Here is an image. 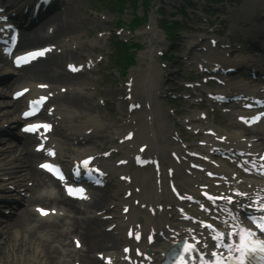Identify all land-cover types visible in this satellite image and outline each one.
<instances>
[{
	"label": "bare ground",
	"instance_id": "bare-ground-1",
	"mask_svg": "<svg viewBox=\"0 0 264 264\" xmlns=\"http://www.w3.org/2000/svg\"><path fill=\"white\" fill-rule=\"evenodd\" d=\"M81 1L76 2L80 4ZM2 2L0 8L8 2L10 6L6 7L4 15H0L1 19L10 16L16 19L17 23L22 22L30 30L32 28L31 32L23 34L18 49L22 52L47 44L46 47L41 48H49L50 56L21 69H14L8 60L0 56V121L3 122L0 123V136L10 139L11 134L16 136V128L20 126L24 102L14 101L12 98L8 102L5 101L9 95H13V92L20 87L30 88L25 101L37 98L40 94H47L52 101L47 108L45 107L47 116L43 119L53 125V131L48 134L51 137L48 146L57 150L53 160L69 169L85 157H95L93 167L100 168L103 172V177L98 179L109 184V187L103 190L88 187L82 201H71L61 194L60 183L53 179L50 183L46 180L48 176H44L34 167L35 161L39 160L40 163L45 156L30 148L33 137L24 138L19 133L18 136L26 139L25 141L14 145L11 144L14 141L9 140L8 144L0 146V264H131L127 259L138 264H160L158 261L161 254L177 242L185 241L193 243L198 249L203 248L202 244L193 242L197 239H202L207 243L206 247L213 251L214 234L203 230L201 222L195 221V218L203 220L207 218L206 216L212 217L213 225L220 230L226 229L227 224L214 218L220 214L216 209L218 207L213 208L203 196L206 193L210 196L214 194L222 196L224 193L236 192L239 188L244 190V193L258 189L262 192L264 189V181L259 182L240 176L232 180L236 183L229 179L226 184L221 179L209 180L203 174L204 170H207L217 176L228 177L229 173L232 176L237 172L230 169L229 165L238 168L240 163L235 158L238 154L240 161L241 153L251 155L252 160L264 165V136H254L246 128L244 131L234 130L236 126H241L238 120L244 117L245 109L240 104L222 108L225 116L232 118L229 124L223 126L222 122L211 118L210 111H199V106H203V101L201 102L199 98L192 103V106L198 108L196 121L203 122L200 123L201 126H193L192 130L206 134L205 145L201 148H196L194 145L193 149L183 144L177 145L179 135L173 132L170 120L166 118L172 116L165 113L164 106L154 90L159 68L150 66L147 70L139 72L138 76L144 77L141 84H137L134 80V84H137L134 86L142 89V94L137 89L138 93L134 95L131 94L132 92L123 95L126 98H123V104L127 102L128 105L133 106V110L127 116L128 119L122 122V130L123 128L124 130L112 132L109 123L106 122H111V118L114 117L109 108L113 105L101 100L97 91L95 96L85 95L83 92L87 90L86 85L77 78L79 75L91 74L90 80H95L92 71L99 64V60L94 57L97 51L95 43L91 44V54L83 61L76 62L68 55L61 56L67 49L75 50L74 52L82 51L83 46H80L82 43L79 41V34L76 33L88 26L89 19L79 20L76 2L69 0L62 5L58 3L55 9L61 7L63 10L47 18L46 21L39 20L45 15L47 8L42 4L36 5L38 0H2ZM14 3L21 6L16 8ZM52 5L56 3L53 2ZM244 5L242 14L235 13L230 18L233 25L229 35L235 29L246 35L241 36L240 41L234 46L240 53L238 56L232 49L226 48L224 54L221 50H215L211 45L215 40H209L210 43L205 46L203 56L199 48L193 50L201 39L199 34H192L193 36L186 40L187 48L184 51L188 55L192 54L193 50V55L196 56L193 59L196 61L194 64L203 73L214 75L218 70L224 72L233 64L241 76L246 78L240 82L235 79L231 85L226 79L233 80L232 75L219 74L216 80L222 84H218L214 91L219 92V86L224 85L225 89L235 87L234 91L239 90L237 95L243 96L244 99L251 95L260 98L264 94V82L249 76L253 74V69L263 70L264 65L258 63L262 60H254L250 55L257 56L260 52L264 54V34L256 36L254 33L258 30L264 32V29L263 26H253L249 21L255 19L254 14L258 16L262 14L264 0H246ZM244 13L250 19L245 20ZM156 27L155 22L150 23L149 31L153 34L154 45L157 36L154 34ZM164 29L167 30L168 27L165 26ZM214 51L223 58L215 60L212 57ZM62 58L66 60H64L66 69L68 66L76 68L79 66L80 72L77 75L67 72L62 66ZM86 72L88 73L85 74ZM41 84L44 85L43 89L39 87ZM196 91L195 87L194 93ZM214 93L208 92L209 95ZM128 105L118 110L121 116L126 115L123 109L128 111ZM179 111L183 112V110ZM85 112L91 115L84 121H74L75 117H80L86 114ZM3 126L7 128L1 129ZM205 127L207 131L203 130ZM260 127L257 133L263 135L264 131ZM107 132L111 133L115 142L117 141V147L103 152L100 138L106 139ZM129 133L133 134L131 141L126 138ZM3 142L0 140V144ZM143 146L146 150L141 155L138 150ZM118 151H121V156L116 161H110V157ZM218 151L224 154V157L228 152H232L235 156L228 157L226 162H221L217 158ZM258 152L262 153L256 156ZM173 153L178 155V161L172 158ZM141 160L146 162L142 168L137 164ZM154 161L159 164L158 167L152 164ZM191 164L199 166L201 171L193 170ZM241 169L244 171L243 168ZM129 179L130 183H127ZM11 183L20 185L15 186L17 191L9 187ZM254 185H258V188ZM173 187H178L182 195L200 201L201 204L179 202L175 198ZM19 188H23L26 195L30 194L31 198L20 199ZM55 190H58V193ZM10 199H17V202L20 200L21 207H26L15 213L12 219L6 220V215L2 213L9 210L3 212L1 206ZM202 206L203 211H201ZM8 207L14 209L12 206ZM179 207H183L180 210L184 209V211L181 212ZM43 208L49 209L52 215L42 217L39 210ZM125 210L127 214H124ZM208 210L211 213L208 214ZM183 216L190 218L186 219ZM227 217L231 218L230 215ZM240 218L241 216L234 217L235 220ZM110 227L111 230H108ZM139 234L142 240L141 243H136L134 237ZM74 240L81 243V249H77V242ZM126 248L130 249L129 255L124 254ZM135 248H140L142 254L150 250L152 262H147L143 255L137 257ZM99 254L103 255L102 259Z\"/></svg>",
	"mask_w": 264,
	"mask_h": 264
},
{
	"label": "rangeland",
	"instance_id": "rangeland-1",
	"mask_svg": "<svg viewBox=\"0 0 264 264\" xmlns=\"http://www.w3.org/2000/svg\"><path fill=\"white\" fill-rule=\"evenodd\" d=\"M66 2L69 0H63V3ZM135 2L138 3L135 5L136 10H134ZM244 2L246 0H82L80 4L76 2L79 9V20L89 19L88 26L76 33L79 34V41L82 43L80 46H83L82 51L74 52L75 50L67 49L65 54L61 56L68 55L74 58L76 62L83 61L91 54V44L95 43L97 51L94 53V57L96 56L99 60L97 68L92 71L95 74V80H90L91 74L79 75L77 78L86 85L87 90L83 92L85 95H96L95 92L97 91L100 96H103H99L101 100L113 105L109 108L114 117L111 118V122H106L111 127L110 131L124 130V128L122 130V122L128 119L127 116L132 110L126 111L124 108L125 116H121L118 112L122 107L128 105L127 102L123 104L124 99H126L123 95L128 92H132L131 94L134 95V93H138V90L142 94V89H138L139 87L134 85L141 84L144 77L140 78L139 72L147 70L150 66L159 68L156 75L157 85L154 90L164 106L165 113L172 116L176 123L180 122L179 120L189 118L192 124L198 125L199 121L197 122L194 117L198 109L189 105L188 102L198 101L200 98L206 107L201 110H210L212 113L214 109L209 106L206 99V93H204L207 90L206 87L202 88V85H199L193 99H187L189 98L188 93L184 92L188 90L185 87L187 81H195L201 78L198 75L197 66L194 64L196 61H193L196 57L193 55V50L196 47L199 48L204 56V47L210 43L209 40L216 39V37L218 39L217 49H220L221 46H233L235 39L230 38L232 34L229 35V30L233 25L230 18L235 13H242L243 7H245ZM61 10H54L47 18L56 12H61ZM182 10L185 16H181ZM260 18L256 17V19ZM152 21L157 26L154 32L157 35L155 45L152 43L153 34L149 31ZM135 25L138 27L135 28ZM165 26L168 27L169 31H172L170 35L168 34L169 31H163ZM192 34H199L201 39L198 45L193 48L192 54L187 55L184 51L187 48L186 40L191 38ZM120 44H125L126 47L132 49L129 55L133 56V65L127 64L118 56ZM64 60L63 58L61 60L62 66L66 69V60ZM119 64L121 65L117 67ZM66 71L69 72L67 69ZM134 80L137 84H134ZM10 97L11 95L5 101H10ZM100 108L102 107L100 106ZM178 109L183 110L184 114ZM90 115V113L82 114L80 117H76V120L84 121ZM212 116L214 117L213 114ZM213 117L212 119H214ZM166 118L170 119L171 117L166 116ZM223 118L228 122L231 121L225 115L221 119ZM3 120L5 122V117ZM114 121L115 123H113ZM170 126L179 134L188 136L185 128H179V126L172 124ZM106 135V139L100 138L103 152L117 147V141L115 142L111 133L107 132ZM193 136L191 139L194 141L204 140L201 138L202 135ZM120 156L121 151H118L110 157V161H116ZM16 185L18 184L11 183L9 186ZM2 206L4 208V205ZM72 242L71 245H73Z\"/></svg>",
	"mask_w": 264,
	"mask_h": 264
},
{
	"label": "snow or ice",
	"instance_id": "snow-or-ice-1",
	"mask_svg": "<svg viewBox=\"0 0 264 264\" xmlns=\"http://www.w3.org/2000/svg\"><path fill=\"white\" fill-rule=\"evenodd\" d=\"M29 55H33V54H29ZM29 113H25V115H28ZM40 127H44L45 129H47L48 125H30L29 126V130L31 131H35L36 129L40 128ZM43 167L45 168H49L50 166L45 164L43 165ZM61 179H63V177H60ZM72 189L69 188V192L71 193ZM82 191V190H81ZM206 195H208L206 193ZM264 210V209H262ZM41 212L44 214H47L46 210L41 209ZM207 227H212L211 224L207 225ZM257 227H259V229L261 230L262 233H264V218L261 219V221L257 224ZM221 237L224 236V233H220L219 234ZM248 235H251V232L248 233ZM241 239H244V237L242 236ZM217 243H220L219 238H217ZM215 246V245H214ZM191 250H195V246H191ZM257 250L264 252V241H260V247L259 249H257L256 247H251L249 248L247 245H242L240 249H238V251L241 252V258H240V264H245V257L248 255L249 252H256ZM193 259H195V257H193ZM182 264H187L186 261H183ZM207 264H222V261L219 260H213V261H208Z\"/></svg>",
	"mask_w": 264,
	"mask_h": 264
},
{
	"label": "trees",
	"instance_id": "trees-1",
	"mask_svg": "<svg viewBox=\"0 0 264 264\" xmlns=\"http://www.w3.org/2000/svg\"><path fill=\"white\" fill-rule=\"evenodd\" d=\"M137 4L138 3L135 2L134 10L136 9L135 5H137ZM134 27L136 28V27H138V25H135ZM120 45L121 46L118 47V56L121 57L124 60V62L126 61L127 64H132L133 63V59H132V56L129 55V52H131V48H128V47H126V45H123V44H120ZM125 58H126V60H125ZM120 65L121 64H119L118 67Z\"/></svg>",
	"mask_w": 264,
	"mask_h": 264
}]
</instances>
